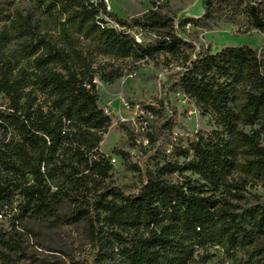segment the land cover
Returning <instances> with one entry per match:
<instances>
[{
    "label": "trees",
    "instance_id": "16d2710c",
    "mask_svg": "<svg viewBox=\"0 0 264 264\" xmlns=\"http://www.w3.org/2000/svg\"><path fill=\"white\" fill-rule=\"evenodd\" d=\"M12 1L0 0V94L7 99L0 106V214L16 201L19 211L8 227L0 220V264H17L16 221L28 214L85 220L91 264H204L212 248L237 264H264V199L248 190L264 186V44L197 50L177 32L169 0H151L148 12L130 20L104 0ZM263 2L205 0L203 15L180 25L264 31L251 13L256 5L264 19ZM135 28L142 42L130 33ZM161 56L179 67L163 88L194 99L214 127L188 146L176 144L164 95L140 103L139 116L151 117L144 128L151 166L142 169L114 147L143 175L135 190L120 187L101 150L113 118L98 103L94 79L113 83L137 62ZM119 125L131 148H144L129 123ZM175 173L182 179L169 177ZM65 198L73 206L60 213Z\"/></svg>",
    "mask_w": 264,
    "mask_h": 264
},
{
    "label": "rangeland",
    "instance_id": "374dc122",
    "mask_svg": "<svg viewBox=\"0 0 264 264\" xmlns=\"http://www.w3.org/2000/svg\"><path fill=\"white\" fill-rule=\"evenodd\" d=\"M107 9L123 19L144 15L152 7L151 0H109ZM176 13L175 25L177 32L193 42L196 49H212L217 51L230 45H249L258 50L264 44V31L252 28L248 33H240L235 24L220 22L212 29L195 26L188 23L181 26L184 19L201 17L204 13L205 0H169ZM25 6L19 0L12 1V7ZM264 7V2L262 4ZM239 19L243 18L240 14ZM118 28H121L118 26ZM141 29L130 31L135 37L143 38ZM101 59V57H99ZM176 60L167 65L163 56L159 60H141L136 63L133 74L125 75L113 83L95 77L99 93V105L113 118V124L104 135L101 150L108 156L117 157L113 165L111 181L120 187L135 190L141 184L143 175L129 169L127 160L118 154L112 153L114 147H121L129 151L131 160L137 162L142 169L151 166L152 153L148 140L144 137L146 123L151 117L143 114L139 109L140 103L150 102L154 97L164 95L169 104V113L174 115L175 126L172 130V140L176 144L188 146L194 135L201 131H209L214 127L212 114L202 115L194 99L176 92H167L163 88L168 76L178 70ZM7 99L0 94V106L5 107ZM129 123L136 132L140 146L131 148L128 144V134L121 128L119 122ZM183 161V159H180ZM187 175H193L186 172ZM198 178V175H193ZM174 181L182 179L180 173L169 176ZM249 192L258 194L264 199V186L254 184L248 186ZM18 201L11 206L2 208L1 222L8 227L19 211ZM73 206L70 199L65 198L59 205L60 213L68 212ZM20 237V249L11 251L17 264H91L95 248L91 242L90 230L85 220L76 222H61L51 217L28 214L16 221ZM213 257L204 264H237L228 258L219 248L210 250Z\"/></svg>",
    "mask_w": 264,
    "mask_h": 264
},
{
    "label": "water",
    "instance_id": "95a60500",
    "mask_svg": "<svg viewBox=\"0 0 264 264\" xmlns=\"http://www.w3.org/2000/svg\"><path fill=\"white\" fill-rule=\"evenodd\" d=\"M257 6L253 5L251 13L256 24L264 26V19L258 15L256 11Z\"/></svg>",
    "mask_w": 264,
    "mask_h": 264
},
{
    "label": "built area",
    "instance_id": "2783aa9c",
    "mask_svg": "<svg viewBox=\"0 0 264 264\" xmlns=\"http://www.w3.org/2000/svg\"><path fill=\"white\" fill-rule=\"evenodd\" d=\"M107 2H109V0H106ZM114 25V24H113ZM136 40L138 41V42H142V39L141 38H139V37H136ZM111 163L114 165V164H116L117 163V157H115V156H111ZM0 217H2V214H0Z\"/></svg>",
    "mask_w": 264,
    "mask_h": 264
}]
</instances>
